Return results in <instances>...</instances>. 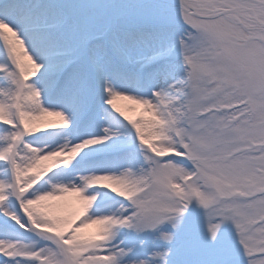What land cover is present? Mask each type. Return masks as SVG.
<instances>
[{"label": "snow or ice", "instance_id": "1", "mask_svg": "<svg viewBox=\"0 0 264 264\" xmlns=\"http://www.w3.org/2000/svg\"><path fill=\"white\" fill-rule=\"evenodd\" d=\"M0 264H264V0H0Z\"/></svg>", "mask_w": 264, "mask_h": 264}]
</instances>
